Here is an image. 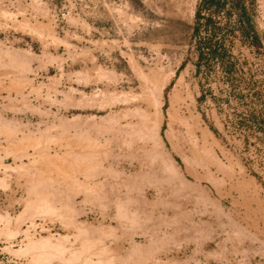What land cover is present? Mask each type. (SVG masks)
<instances>
[{"label":"rangeland","instance_id":"1","mask_svg":"<svg viewBox=\"0 0 264 264\" xmlns=\"http://www.w3.org/2000/svg\"><path fill=\"white\" fill-rule=\"evenodd\" d=\"M200 3L0 0V264H264V0Z\"/></svg>","mask_w":264,"mask_h":264},{"label":"trees","instance_id":"2","mask_svg":"<svg viewBox=\"0 0 264 264\" xmlns=\"http://www.w3.org/2000/svg\"><path fill=\"white\" fill-rule=\"evenodd\" d=\"M222 1L225 0H201V3L198 5V8L195 13V26H194V35H198L200 33V28H203V32L208 34V36H205V38L202 39V41L199 42V60L203 58V56L206 54L204 52H209L213 54V52H217L218 49L223 50V45L221 42L215 40L213 41V38H211V30L209 29V23H211L212 18L211 17H205L202 15L201 8H203L205 11H209L210 8L215 6L216 9H220L222 7ZM239 0H233V5L238 6ZM239 16L242 18L244 16L245 11L244 9H239ZM202 20L204 23H201ZM245 22L241 21L240 25L244 26ZM248 27L244 26L242 29L243 33H245V30L247 31ZM213 33V32H212ZM246 34V33H245ZM215 36V34H212ZM206 50V51H204ZM208 53V54H209Z\"/></svg>","mask_w":264,"mask_h":264},{"label":"bare ground","instance_id":"3","mask_svg":"<svg viewBox=\"0 0 264 264\" xmlns=\"http://www.w3.org/2000/svg\"><path fill=\"white\" fill-rule=\"evenodd\" d=\"M54 240H55V239H54ZM50 241H51V239H50V240H47V238H45V240L42 239V240H40L37 244H35V245L37 246L36 248L38 249V246H39L40 248H44V247L47 248V247H49V248L53 249V248L57 245V242H56V244H55V243L53 244V243H51ZM35 245H34V246H35ZM29 246H30V245H29ZM30 248H32V247H30ZM34 248H35V247H33V249H34ZM40 248H39V249H40ZM57 248L61 249V248L58 247V246H57ZM57 248H56V249H57ZM24 249H25V248H24ZM26 249H27V248H26ZM33 249H32V250H33ZM39 249H38V250H39ZM44 249H45V248H44ZM54 249H55V248H54ZM64 250H65V249H64ZM33 251H34V250H33ZM40 251H42V249H41ZM47 251H48V250H47ZM51 251H52V250H51ZM29 252H30V251H29ZM39 253H40V252H39ZM46 253H47V252H46ZM46 253H45V254H44V253L42 254V255H45V256H43L44 259H42V260H45V258H46ZM47 254H48V253H47ZM50 254H51V252H50ZM35 256H36V255H35ZM48 256H49V255H48ZM48 256H47V257H48ZM60 257H61V256H60ZM41 258H42V257H40V259H41ZM48 258H49V257H48ZM48 258H47L46 261H48ZM37 259H38V258H37ZM50 259H51V257H50ZM89 261H90V260H89ZM38 262H39V261H38ZM49 264H50V263H49ZM89 264H90V263H89Z\"/></svg>","mask_w":264,"mask_h":264}]
</instances>
